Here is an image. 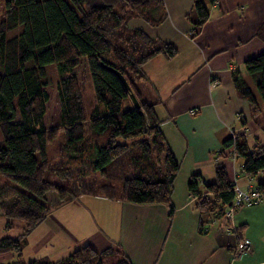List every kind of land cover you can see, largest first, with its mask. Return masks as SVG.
Returning a JSON list of instances; mask_svg holds the SVG:
<instances>
[{"label":"trees","instance_id":"16d2710c","mask_svg":"<svg viewBox=\"0 0 264 264\" xmlns=\"http://www.w3.org/2000/svg\"><path fill=\"white\" fill-rule=\"evenodd\" d=\"M217 1L194 0L191 23L202 26L207 6ZM132 19L151 27L162 24L167 19L164 0H0V216L8 220L5 230L13 228L12 220L22 223L17 236L0 238V256L15 255L6 264H131L119 248L96 251L89 245L55 262H24L25 238L50 211L48 192L56 195V204L82 195L163 203L172 216L180 162L166 146L153 104L140 100L138 85L151 86L142 75L147 62L157 56L170 60L178 49L130 28ZM9 31L17 32L8 38ZM255 36L264 43V20ZM81 59L96 104L89 114L74 71ZM51 64L56 78L48 81L45 67ZM243 68L264 106V53L246 59ZM113 71L123 76L127 91ZM231 82L251 115L260 114L259 101L238 69L232 70ZM50 84L56 87L59 113L56 126L46 128L44 87ZM129 93L137 98L138 108ZM60 130L64 143L51 160L46 146ZM217 154L239 160L241 173L249 178L264 170V144L249 147L244 135L229 136ZM213 169L214 180L203 183V191L198 174L186 183L199 214V232L233 200L234 182L224 165L218 162ZM46 174L65 184L47 180ZM100 177L109 182L99 184ZM116 182L121 185L118 192Z\"/></svg>","mask_w":264,"mask_h":264},{"label":"crops","instance_id":"0c3cea01","mask_svg":"<svg viewBox=\"0 0 264 264\" xmlns=\"http://www.w3.org/2000/svg\"><path fill=\"white\" fill-rule=\"evenodd\" d=\"M193 1L164 0L167 19L155 27L141 19L129 22L130 28L178 49L170 60L157 56L147 62L142 75L151 86H138L140 100L153 104L166 146L180 169L187 168L179 196L177 177L173 184L172 216L163 203L140 205L82 195L50 207L44 222L27 236L22 257L56 261L89 245L96 251L119 248L131 264H264V205L238 208L232 221L220 216L199 232V214L186 187L189 177L198 174L203 191V183L214 180L218 162L238 186L254 183L241 173L239 160L216 155L231 130L242 125L253 129L254 142L247 135V145L259 144V118L237 96L231 72L238 69L247 80L243 62L264 53V43L255 36L264 20V0H218L207 6V20L199 27L191 23L194 15L187 16ZM211 81L217 85L211 87ZM238 240L246 241L248 248L236 256Z\"/></svg>","mask_w":264,"mask_h":264},{"label":"rangeland","instance_id":"374dc122","mask_svg":"<svg viewBox=\"0 0 264 264\" xmlns=\"http://www.w3.org/2000/svg\"><path fill=\"white\" fill-rule=\"evenodd\" d=\"M189 13H191V14H188L187 15L188 17H189V15H193L192 10ZM187 16H186V18L188 19ZM16 32L17 31H9L7 33V37L9 38V37L13 36L14 34H16ZM45 71H46V80L53 81L56 78V73H55V70H54V67L52 64L47 65L45 67ZM74 71H75V74L77 76V83L82 88L83 105H84L85 112L87 114H89L91 112V110L95 107L96 104H95L94 97H93L92 84L90 82V78H89L88 73H87L86 63L83 59L80 60V63L77 65V67L74 69ZM247 80H248V82L251 86V89L253 90V92H254L255 96L257 97L259 104L261 106V112H260V114H257V117L259 119L256 118L255 123H256L257 127L260 126L262 129L255 136L258 137L259 145H262V144H264V119H263L264 106L262 105L261 100L259 99V97H258V95L254 89V85L251 83L249 78ZM44 90L46 91V93L48 95V102L46 103V106H45L44 125L46 128H52V127L56 126L57 119H58V113H59V102H58V96H57L55 84H50L48 86H45ZM261 120H262V122H261ZM240 127H242V128H240ZM240 127H239L240 129L245 130L244 136L249 135L248 138H250L254 142V137H252L253 129L251 127H250V129H247L243 125ZM63 143H64V135H63V131L60 130L58 136L52 142L48 143L46 146V151H47L48 157L51 160L58 157L59 147ZM186 170H187V168L184 165L180 169L181 173H178V176L176 179V185H177L176 191H177L178 196L180 194L181 184H183V180H185V178H186L185 177L186 176V173H185ZM46 178H47V180L52 181L53 183L58 184V185L63 186L65 184V181L59 180L58 178H55L49 174H46ZM249 180H252V178H249ZM256 180L264 182V170L260 171L255 177H253L252 181L254 182V184H257ZM201 181L202 180H200L199 185L201 184ZM106 182H109V181H106L105 179H103L101 177L99 178V184L106 183ZM114 185L117 188L116 192L120 191V186H121L120 183L116 182V183H114ZM245 187H246V185H245ZM240 188L245 189L242 187H240ZM93 196H99V195H93ZM102 197L104 198V196H102ZM46 199H47V205L48 206H50L52 209L56 208V207H53V205H55L57 202L56 195L54 193H52V192L46 193ZM73 200L66 201L64 203L69 204V203L73 202ZM262 205H264V204H262ZM58 206L59 205H57V207ZM67 207H70V205H67ZM249 207H251V206H249ZM6 221H8V220L5 219L4 217L0 216V238L5 237V236H9V237L17 236L22 230V223L18 220H12L13 228L10 230H5L4 226H5ZM26 238H25V241H26ZM247 248H248V246H247ZM7 254H10V253H7ZM7 254H4V256H0L1 257L0 258V264H6V263H9L13 260ZM13 256L15 257L14 254H13ZM22 259L24 262H27L30 260L29 257H27V256L22 257ZM48 259H50V257H47V259L43 258L42 260L50 261ZM50 262H55V260L50 261Z\"/></svg>","mask_w":264,"mask_h":264},{"label":"built area","instance_id":"2783aa9c","mask_svg":"<svg viewBox=\"0 0 264 264\" xmlns=\"http://www.w3.org/2000/svg\"><path fill=\"white\" fill-rule=\"evenodd\" d=\"M195 33L196 30H193L190 34V37L194 36ZM216 85H217L216 81L210 82L211 87H215ZM240 128L232 129L230 136L234 137L236 135H244L245 130ZM233 182H234V187L232 189L233 191L232 203L230 205L229 204L225 205L223 213L221 215L228 221H232L234 212L238 208L264 204V186L262 187L257 184L251 183V181H248L245 189H241L236 184V178L233 179ZM247 246L248 245L246 241L238 240L235 246V255L237 256L243 253L246 250Z\"/></svg>","mask_w":264,"mask_h":264},{"label":"water","instance_id":"95a60500","mask_svg":"<svg viewBox=\"0 0 264 264\" xmlns=\"http://www.w3.org/2000/svg\"><path fill=\"white\" fill-rule=\"evenodd\" d=\"M113 72L115 73V75L118 77V79L122 83L124 89L127 91L129 89V87H128V84L126 83L125 79L123 78V76L121 74H119L118 72H116V71H113ZM129 99H130L132 105L134 106V108H138L139 107V102H138L137 98L134 96L133 93H129Z\"/></svg>","mask_w":264,"mask_h":264}]
</instances>
